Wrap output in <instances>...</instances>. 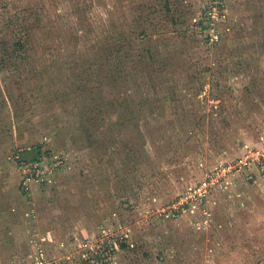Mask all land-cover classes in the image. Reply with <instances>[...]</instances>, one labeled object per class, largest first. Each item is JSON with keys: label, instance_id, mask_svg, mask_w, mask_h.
Listing matches in <instances>:
<instances>
[{"label": "rangeland", "instance_id": "1", "mask_svg": "<svg viewBox=\"0 0 264 264\" xmlns=\"http://www.w3.org/2000/svg\"><path fill=\"white\" fill-rule=\"evenodd\" d=\"M39 254L264 264V0H0V264Z\"/></svg>", "mask_w": 264, "mask_h": 264}, {"label": "built area", "instance_id": "2", "mask_svg": "<svg viewBox=\"0 0 264 264\" xmlns=\"http://www.w3.org/2000/svg\"><path fill=\"white\" fill-rule=\"evenodd\" d=\"M218 1V0H217ZM207 20L210 22L211 25H213L216 21H217V17L215 14H210L209 18H207ZM214 26H212V30H214L213 28ZM213 40L214 39H218L219 35L217 33H213ZM26 165H29L30 170L29 172L25 173L24 177L22 178V187L24 189L30 190L31 188V184L33 182H35L37 179H40L43 175V170H41L42 168L38 165V163H31V162H22L21 166L24 167ZM42 173V174H41ZM217 185V181L214 180H205L202 182V184L195 190L196 192V196H200L205 198L208 194V192L214 188ZM101 246H91L90 247V252L91 254L89 255V258H87L86 256H84L81 261H83L84 263H89L92 261L93 257H96L99 255V253L103 252L104 248ZM34 264H59L57 261L55 260H51V261H47V258L45 257V255L43 254H39L35 257L34 259ZM83 263V264H84Z\"/></svg>", "mask_w": 264, "mask_h": 264}, {"label": "trees", "instance_id": "3", "mask_svg": "<svg viewBox=\"0 0 264 264\" xmlns=\"http://www.w3.org/2000/svg\"><path fill=\"white\" fill-rule=\"evenodd\" d=\"M197 26H201V28L203 30H208L210 29V22L207 20V19H204V21H199L198 23H196ZM207 37H210L209 35ZM17 46L23 48L24 45L21 41H18L17 42ZM131 50V48H130ZM24 55L23 54H20V57H23ZM118 57V56H117ZM120 60H121V64H120ZM120 60H119V67H118V70H119V73L122 74V72L126 73L128 76H130L133 72H134V69L131 68L130 64L131 63H135L134 59L132 57H130L129 61L125 60L123 57L121 58L120 57ZM143 62L145 63V68L143 69L147 74L145 75H148V74H151V68H152V59L151 57H143ZM121 65V67H120ZM118 72V71H117ZM122 77H120V75L117 77V75H115V79L116 81H118V79H120ZM128 78V77H127ZM130 84L132 85V83L130 82ZM132 91V89H130ZM134 90V89H133ZM131 96V93L129 95V97ZM132 100V98H131ZM130 100V102H131ZM31 152H29L30 154ZM38 152L37 151H34L33 155L30 156V157H24L22 158L20 161L22 160H26V162H31L32 161H35V160H38ZM21 183H22V179H21Z\"/></svg>", "mask_w": 264, "mask_h": 264}]
</instances>
